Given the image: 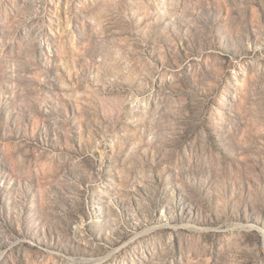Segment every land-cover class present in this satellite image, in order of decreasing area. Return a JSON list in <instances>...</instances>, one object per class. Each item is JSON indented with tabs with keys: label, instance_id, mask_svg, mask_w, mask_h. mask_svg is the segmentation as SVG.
Instances as JSON below:
<instances>
[{
	"label": "rangeland",
	"instance_id": "obj_1",
	"mask_svg": "<svg viewBox=\"0 0 264 264\" xmlns=\"http://www.w3.org/2000/svg\"><path fill=\"white\" fill-rule=\"evenodd\" d=\"M0 264H264V0H0Z\"/></svg>",
	"mask_w": 264,
	"mask_h": 264
}]
</instances>
